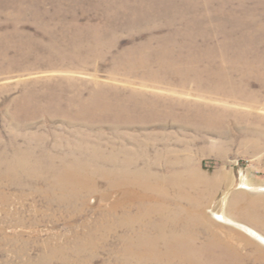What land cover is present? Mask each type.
Returning a JSON list of instances; mask_svg holds the SVG:
<instances>
[{
	"label": "rangeland",
	"instance_id": "374dc122",
	"mask_svg": "<svg viewBox=\"0 0 264 264\" xmlns=\"http://www.w3.org/2000/svg\"><path fill=\"white\" fill-rule=\"evenodd\" d=\"M263 62L264 0H0V264H123L127 160L264 264Z\"/></svg>",
	"mask_w": 264,
	"mask_h": 264
},
{
	"label": "bare ground",
	"instance_id": "6f19581e",
	"mask_svg": "<svg viewBox=\"0 0 264 264\" xmlns=\"http://www.w3.org/2000/svg\"><path fill=\"white\" fill-rule=\"evenodd\" d=\"M249 65L252 67V72L249 71L251 75L253 73L254 77L264 79L261 68L257 70L256 65L254 66L252 63ZM226 67L227 65L223 63L215 73H212L208 68L207 74L210 76V82L207 91L217 94L227 93L236 98L240 95L244 99L254 96L245 86L239 89L230 86H234L236 81ZM195 69L194 67L192 70L195 71L194 73L199 79L202 72ZM234 71L232 70V72ZM183 77L181 81L185 84L189 80V76L184 74ZM227 86H230L229 89ZM152 106L159 107L157 103H152ZM113 163L115 164L116 161L113 160ZM136 167V162L127 160L123 166L119 167L120 171L109 172L113 185L117 183L115 182L117 180L125 186L127 205L121 218L122 227L126 232L123 236V264H245L238 247L215 234L203 245L198 244L199 228L208 220L195 217L192 205L187 204L188 200L186 201L187 198L183 195V178H181L185 171L163 176L135 169ZM24 171L27 172V170ZM65 171L57 175V181L74 174L70 167ZM151 179L158 181L164 179L169 185L177 183L178 190H174L175 197L169 196V187L165 189L162 185H155L151 183ZM117 207L118 205H115L114 209ZM199 207H194V209L198 208L199 210ZM214 215L218 216L219 213L214 212ZM222 219L224 220V216ZM226 223L236 226L239 224L235 221H226ZM238 227L248 235H254L255 239L264 245V235L250 227H246L247 229L242 225ZM206 253L207 257H205ZM203 255L206 259L203 258Z\"/></svg>",
	"mask_w": 264,
	"mask_h": 264
}]
</instances>
